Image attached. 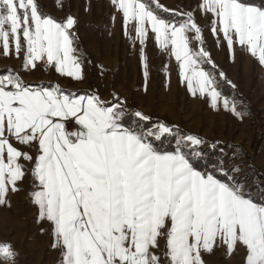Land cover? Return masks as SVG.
<instances>
[{"label":"snow or ice","instance_id":"snow-or-ice-1","mask_svg":"<svg viewBox=\"0 0 264 264\" xmlns=\"http://www.w3.org/2000/svg\"><path fill=\"white\" fill-rule=\"evenodd\" d=\"M111 3L125 30L135 27L145 76L150 31L178 62L193 96L207 95L214 108L222 100L243 119L204 67L216 66L196 14L212 16L210 30L217 40L223 34L230 52L239 45L264 66V0H199L179 12L160 0ZM170 11L179 19L161 15ZM76 24L72 15L45 13L39 0H0V47L21 59L20 71L0 73V205L29 176L38 219L51 225L62 264H206L203 254L218 245L229 254L243 249L242 264H264V199L255 200L239 181V165L212 158L215 144L153 122L118 95L105 100L23 78L39 62L84 80ZM17 256L0 241V264H15Z\"/></svg>","mask_w":264,"mask_h":264},{"label":"rangeland","instance_id":"rangeland-1","mask_svg":"<svg viewBox=\"0 0 264 264\" xmlns=\"http://www.w3.org/2000/svg\"><path fill=\"white\" fill-rule=\"evenodd\" d=\"M39 2L45 13L58 20L67 15L76 18L77 24L73 29L77 37L75 47L84 61L87 80L99 84L101 88L107 86L110 91L123 86L119 97L127 104L129 102L131 109L134 107L133 96L142 94L143 90L140 99L151 109L139 107L134 110L152 117L153 122L164 121L205 141L229 144L227 150L233 149L229 166L232 163L240 166V171L235 173L239 181L252 191L253 187L250 186L253 183L262 186L258 192L261 195L264 193V66L239 45H234V51L230 52L223 34L217 40L210 30V14H196L203 30V46L210 52L216 66L215 69L211 65L204 67L213 72L222 98L227 97L230 102H235L237 110L243 113V119L225 110L222 100L214 108L207 95L201 96L197 92L193 96L186 82L181 81L178 62L170 52L161 50L150 31L143 46L147 63L145 76L142 45L136 37L135 27L129 24L125 30L122 14L111 0ZM198 2L160 0L166 8L176 12L195 9ZM254 2L259 4L262 0ZM161 15L166 19H179L178 16L173 17L171 11ZM20 68L21 59L14 54L4 56L0 47V73L7 69L20 71ZM220 72L225 76L220 77ZM21 75L32 84H60L70 79L76 81L59 75L53 68H46L39 62L35 70L21 72ZM238 146L241 149H235ZM32 191V182L27 183L22 187L18 200L0 205V241L11 243L18 252L15 264H62L61 251L52 247L51 225L46 220L38 219ZM3 210H6L5 213ZM243 257V249L229 254L226 245H218L211 253L203 254L206 264H242Z\"/></svg>","mask_w":264,"mask_h":264},{"label":"crops","instance_id":"crops-1","mask_svg":"<svg viewBox=\"0 0 264 264\" xmlns=\"http://www.w3.org/2000/svg\"><path fill=\"white\" fill-rule=\"evenodd\" d=\"M84 77L85 78L83 81H70L71 79L69 77L70 80H65V81L61 82L60 86L63 88H66L70 91L77 92V93H83L86 91L96 92L105 100H111L113 97V94L120 96L119 92H121V90H123V86L118 87L116 90L111 89V91L107 90L108 89L107 86L105 88H101V86H99V84H95L94 82L87 80V77L85 76V72H84ZM50 84L51 83H48V85H50ZM45 86H47V84ZM133 88L135 89V88H137V86H133ZM178 88H179V85H177V89ZM142 95H143V90H142V94L140 93V94H136L135 96H133V104H134L133 109H135V108L139 109V107H142L143 109L147 108L150 110L151 106L146 107L147 104L144 103V101L142 99H140V98H142ZM30 182H31L30 177L26 176L24 181L22 183H19V185H18L20 188V191L15 192V193L9 192V194L7 196V203H5V204L8 205L12 201H14L15 199L18 200V198L20 197V193L22 192V187H24L27 183H30ZM5 211L6 210H3L4 213H5Z\"/></svg>","mask_w":264,"mask_h":264},{"label":"trees","instance_id":"trees-1","mask_svg":"<svg viewBox=\"0 0 264 264\" xmlns=\"http://www.w3.org/2000/svg\"><path fill=\"white\" fill-rule=\"evenodd\" d=\"M179 130H180V132L182 133V134H187V132L186 131H184L183 129H181L180 127H179ZM208 142V144L209 145H211V144H215L216 145V147H215V151L212 153V158L213 159H215V158H217L218 156L219 157H222V158H224V159H227L228 160V162L230 163L231 162V158H230V152L233 150V149H229V151L227 150L228 148H230V145L229 144H221V143H219V144H217V143H215V142H209V141H207ZM167 146V145H166ZM241 149V147H235V149ZM227 150V151H226ZM225 151V152H224ZM254 168V167H253ZM255 169V168H254ZM257 171V170H256ZM251 183V182H250ZM250 187H253V191H252V196H253V198L255 199V200H257V201H259V200H262V199H264V195H261L260 194V192H258L259 191V189H261L262 188V186H258V185H255L254 183H253V186H250Z\"/></svg>","mask_w":264,"mask_h":264},{"label":"built area","instance_id":"built-area-1","mask_svg":"<svg viewBox=\"0 0 264 264\" xmlns=\"http://www.w3.org/2000/svg\"><path fill=\"white\" fill-rule=\"evenodd\" d=\"M128 105H129V102H128Z\"/></svg>","mask_w":264,"mask_h":264}]
</instances>
